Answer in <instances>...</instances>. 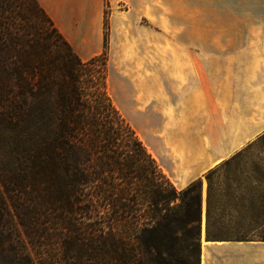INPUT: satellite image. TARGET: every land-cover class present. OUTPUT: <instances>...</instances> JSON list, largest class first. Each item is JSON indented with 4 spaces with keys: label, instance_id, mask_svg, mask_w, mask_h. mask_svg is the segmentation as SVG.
<instances>
[{
    "label": "trees",
    "instance_id": "obj_1",
    "mask_svg": "<svg viewBox=\"0 0 264 264\" xmlns=\"http://www.w3.org/2000/svg\"><path fill=\"white\" fill-rule=\"evenodd\" d=\"M103 28V52L82 61L36 0H0V123L16 151L0 174V264H199L202 181L178 191L113 105L106 12ZM230 159L205 174L206 241L258 225L240 215L253 196L213 198Z\"/></svg>",
    "mask_w": 264,
    "mask_h": 264
},
{
    "label": "crops",
    "instance_id": "obj_2",
    "mask_svg": "<svg viewBox=\"0 0 264 264\" xmlns=\"http://www.w3.org/2000/svg\"><path fill=\"white\" fill-rule=\"evenodd\" d=\"M36 1L82 61L103 52L108 13L110 55L139 66L124 70L113 61L127 76L120 85L139 115V139L178 191L264 132V54L244 59L212 37L177 38L165 52L163 37L147 32L227 27L194 20L195 13H227L226 0ZM199 264H264V242L206 241L202 219Z\"/></svg>",
    "mask_w": 264,
    "mask_h": 264
},
{
    "label": "rangeland",
    "instance_id": "obj_3",
    "mask_svg": "<svg viewBox=\"0 0 264 264\" xmlns=\"http://www.w3.org/2000/svg\"><path fill=\"white\" fill-rule=\"evenodd\" d=\"M225 3V2H223ZM213 4L207 5L206 8H213ZM226 6L228 12L222 13H195L194 20L196 24H203L204 21H212L213 24H227V27L223 28H179L165 27L163 29H148L149 37L156 35L163 37L164 51L171 52L175 46L177 38L183 37H195L197 39L204 37H212L213 42L215 39H221L223 43L227 45L228 53H236L243 56L246 59L253 54H264V0H226ZM238 9V12L233 10ZM233 11V12H231ZM107 13V12H106ZM108 15V13H107ZM192 16V14H191ZM108 19V16H107ZM183 21L184 19H179ZM180 24H183L182 22ZM109 23L108 33L106 37V55H107V70L108 79L107 89L112 97L118 104V110L127 120L131 128L138 136L140 129V118L138 113L133 109L128 108L125 101L126 95H129V87L123 88L120 82L127 77L124 74V70L130 69L134 66L129 61H123L117 58V56L110 55L109 51ZM105 38V37H104ZM113 61L118 63L117 65L124 66V70L117 71ZM134 67H139L138 63ZM133 122L134 124H131ZM139 138V136H138ZM237 156L232 158L234 155ZM230 157L228 164L223 166L218 172L212 185L213 198L226 201L229 197L237 198L242 196L243 198H249L253 196L255 200V210L251 213L249 210L240 211V215H254L257 220L256 229L247 228L244 225L240 227H229L223 230L224 234H234V238L219 239L222 240H241L244 237L246 231L245 240L251 242H258L260 238L264 237V132L257 136L250 142H247L244 147ZM16 154L14 145V131L11 125H5L0 123V174L2 172H11L16 164L14 163V156ZM228 160V159H227ZM202 181V219L205 227V207L207 196V181L205 175L201 178ZM3 184L0 178V188L3 189ZM261 201V203H260ZM219 215L223 217L234 219L238 216L232 209H226L223 212H219ZM254 228V226H252ZM55 235V233H53ZM206 238V235H205ZM29 249L30 246H27ZM30 251V259L35 263V258L39 257V251ZM10 253L8 254V256Z\"/></svg>",
    "mask_w": 264,
    "mask_h": 264
}]
</instances>
